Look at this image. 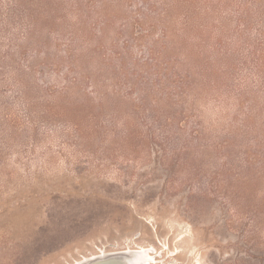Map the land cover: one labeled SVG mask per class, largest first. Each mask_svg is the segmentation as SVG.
Masks as SVG:
<instances>
[{
	"label": "rangeland",
	"instance_id": "374dc122",
	"mask_svg": "<svg viewBox=\"0 0 264 264\" xmlns=\"http://www.w3.org/2000/svg\"><path fill=\"white\" fill-rule=\"evenodd\" d=\"M135 241L264 264V0H0V264Z\"/></svg>",
	"mask_w": 264,
	"mask_h": 264
},
{
	"label": "bare ground",
	"instance_id": "6f19581e",
	"mask_svg": "<svg viewBox=\"0 0 264 264\" xmlns=\"http://www.w3.org/2000/svg\"><path fill=\"white\" fill-rule=\"evenodd\" d=\"M151 249L148 245L135 241L133 245L130 243L124 247H114L113 250L102 248L97 253L77 260L73 264H155V262L166 257L167 252L163 251L157 255L156 252H159L160 249L153 248L155 251L152 252ZM172 257L169 256L167 260L172 259Z\"/></svg>",
	"mask_w": 264,
	"mask_h": 264
}]
</instances>
